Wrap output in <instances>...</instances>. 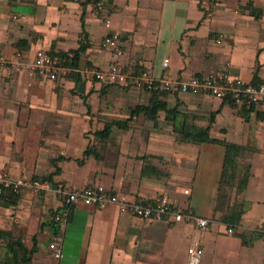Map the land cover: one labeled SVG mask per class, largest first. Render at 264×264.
Returning a JSON list of instances; mask_svg holds the SVG:
<instances>
[{
	"label": "crops",
	"instance_id": "crops-1",
	"mask_svg": "<svg viewBox=\"0 0 264 264\" xmlns=\"http://www.w3.org/2000/svg\"><path fill=\"white\" fill-rule=\"evenodd\" d=\"M96 1L0 0V167L10 178L51 184L38 191L24 186L17 196L6 190L0 230L28 247L36 243L31 264H189L193 239L202 248L198 264H264V236L254 230L264 221V105L243 110L246 105L204 92L156 96L175 109L177 121L241 147L236 178L245 168L249 177L231 191L227 212L236 211L239 222L229 234L230 224L215 213L224 147L180 137L163 110L154 120L130 117L136 106L150 104V92L79 76L114 62L159 75L168 58L172 78L227 71L264 82V0H105L109 27L95 18ZM109 33L118 34L120 55L100 45ZM38 49L67 54L56 80L23 68ZM129 117L111 125L106 139L95 134ZM89 146L94 151L84 157ZM98 186L142 201L168 191L175 211L209 223L202 229L193 221L139 218L78 201L68 205L61 258L44 263L38 243L51 239L45 225L66 207L65 194ZM241 233L254 238L249 245Z\"/></svg>",
	"mask_w": 264,
	"mask_h": 264
},
{
	"label": "built area",
	"instance_id": "built-area-1",
	"mask_svg": "<svg viewBox=\"0 0 264 264\" xmlns=\"http://www.w3.org/2000/svg\"><path fill=\"white\" fill-rule=\"evenodd\" d=\"M105 0H97L95 4V18L109 27V18L105 14ZM119 36L114 33L104 38V43L114 48L117 55L122 53L118 44ZM16 57H21V52H16ZM4 63L3 56L0 55V64ZM168 58L161 60L162 73L157 75L150 68H144L139 72L126 70L114 62L105 69L91 68L79 70L81 78L93 79L99 82H107L121 87H134L147 92L169 93V92H204L221 99H231L239 107L244 105H264V84H252L238 76H234L227 71L217 73L210 72L205 76H191L187 79L172 78L165 69L168 67ZM23 68L29 76H38L49 80H56L62 69L63 60L53 54L38 49L32 57L22 63ZM27 186L33 191L39 189L50 190L51 184L46 180L38 178L27 179L23 177L10 178L0 167V202L6 190L17 194ZM183 194H188V188H181ZM105 207L116 206L122 213H128L139 218L161 219L172 217L174 221L188 220L195 222L200 228H205L209 220L195 216L190 212L175 211L169 192L162 193L159 197L151 201L129 200L122 194L112 193L107 189L98 186L95 188L85 187L73 190L65 194L66 207L61 213L56 214L55 220L60 221V230L63 231L66 225V215L68 205L75 202ZM1 205V204H0ZM264 236V221L254 229ZM227 233L232 234L233 228L229 226ZM49 249L55 260L62 256V233L52 236L48 242ZM189 264H198L202 254L200 241L193 239L188 247Z\"/></svg>",
	"mask_w": 264,
	"mask_h": 264
},
{
	"label": "trees",
	"instance_id": "trees-1",
	"mask_svg": "<svg viewBox=\"0 0 264 264\" xmlns=\"http://www.w3.org/2000/svg\"><path fill=\"white\" fill-rule=\"evenodd\" d=\"M16 46L17 47L19 46V42H17ZM83 48L84 46L83 44H81V46L74 51L73 55L76 56V54H78L81 50H83ZM49 53L53 54L54 56L58 55L53 52H49ZM59 57L63 60V64H66L65 61L68 58L67 54L59 55ZM74 60L75 59H73V61ZM140 70L142 69L135 70V72H139ZM254 84H264V82L258 81V82H254ZM151 94H152V99L150 104L147 106H136L131 110L130 117L142 113L146 118L154 120L158 111L163 110L165 113V119L172 122L173 131L180 137L191 140L195 143H217L224 147L225 154L222 163L221 177L218 185L215 213L216 215H218L221 221L225 223H229L230 226L234 228L235 225H237L239 222V216L236 213V211L230 213L227 212V208L229 207V201L231 197V191L235 188L237 190L243 189L249 177V171L247 168H245L236 178L237 158L239 156V152L241 151V147L232 143L220 142L210 138L207 129L185 125L184 123H181V121H177L175 119L176 116L175 109H168L163 102L156 99L157 98L156 96L164 93L151 92ZM253 106H254L253 104L246 105L243 107L244 108L243 110H251ZM130 117L124 121H116V120L110 121L109 123L105 124L102 130L95 132V134L100 139H106L109 136L111 125L127 123ZM92 151H94L93 147L90 146L87 147L83 152V156L86 157L90 155ZM17 194L12 193L11 196H17ZM4 195L2 197V201L0 202L2 206L4 202L6 203L5 200L8 199L7 196H5L4 198ZM56 214L57 213L52 214L51 221H49L45 225L50 231L52 236H56L60 231V221L55 220ZM67 217L68 214L66 215V219ZM10 236H11L10 231L0 230V257L2 260L1 262L3 264H31L32 255L37 249L36 243H32V245L28 247L21 240L11 239ZM238 237L241 239V243L243 245H249L251 241L254 239L252 237L249 238L245 233L238 234Z\"/></svg>",
	"mask_w": 264,
	"mask_h": 264
},
{
	"label": "rangeland",
	"instance_id": "rangeland-1",
	"mask_svg": "<svg viewBox=\"0 0 264 264\" xmlns=\"http://www.w3.org/2000/svg\"><path fill=\"white\" fill-rule=\"evenodd\" d=\"M181 12H183V8L181 7ZM169 33V32H168ZM113 33H109V34H106L105 36H107V35H112ZM105 36L102 38V40H101V46L103 47V48H108V47H110V46H108V45H106L105 43H104V38H105ZM143 91V90H142ZM179 211H181V209H178ZM36 229V223H35V219H34V217H32V219H31V223H30V226H29V230L31 231V230H35ZM249 230H251V229H249ZM62 232H61V230L58 232V234H61ZM246 234V233H245ZM28 245V244H27ZM38 249H40L41 251H43L45 254L43 255V261H44V263L46 262V260L48 261V259H51V258H53V256H52V252H51V250L49 249V246H48V242L46 241V240H44L43 242H41V243H38ZM200 259H201V256H200ZM199 259V260H200ZM2 260H1V257H0V264H3L2 262H1Z\"/></svg>",
	"mask_w": 264,
	"mask_h": 264
}]
</instances>
